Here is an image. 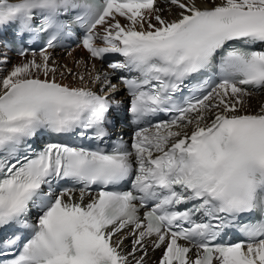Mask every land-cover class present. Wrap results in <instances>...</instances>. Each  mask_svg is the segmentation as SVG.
<instances>
[{
  "label": "snow or ice",
  "instance_id": "6c2138e0",
  "mask_svg": "<svg viewBox=\"0 0 264 264\" xmlns=\"http://www.w3.org/2000/svg\"><path fill=\"white\" fill-rule=\"evenodd\" d=\"M208 2L0 0L24 57L0 76V264H146L149 240L158 264H264V105H245L264 90V0ZM72 43L122 58L126 99L56 61Z\"/></svg>",
  "mask_w": 264,
  "mask_h": 264
},
{
  "label": "bare ground",
  "instance_id": "6f19581e",
  "mask_svg": "<svg viewBox=\"0 0 264 264\" xmlns=\"http://www.w3.org/2000/svg\"><path fill=\"white\" fill-rule=\"evenodd\" d=\"M11 1V0H10ZM200 7H209L211 6L208 0H197ZM218 2V0H217ZM159 4L161 7H165L164 0H159ZM164 16H166L168 19H172L173 15L169 14L167 10L163 13ZM121 22L123 23V18H120ZM58 53L55 56L56 61L60 65H67L68 68H72L74 72H78L81 75L88 76L89 73H91L92 76H95L96 74H107L109 79H116L117 76L121 73L116 72L113 73V70L108 66L102 65V63L98 61H93V59L89 58V55L86 53V51L82 48L74 47L68 52H62V51H56L54 54ZM29 55L28 57H30ZM3 57H7L9 61H12L13 65L19 64L24 61V57L12 55L8 53L6 49L2 47V43L0 41V59ZM13 57V58H12ZM14 57H16L14 59ZM17 60V61H16ZM12 64H0V76L6 75V73L11 69ZM6 67V68H5ZM63 68V67H62ZM63 71V69H61ZM59 78V77H58ZM65 83H73L75 84L76 81L72 78H68L64 81ZM117 83V86H122V84L119 83L118 80L114 82V84ZM120 93V92H118ZM122 95V94H120ZM245 105L248 108L249 111H259L260 106L264 105V90L257 91L254 95L250 97L245 98ZM154 239V238H153ZM126 244L128 241L125 242ZM147 249H148V255L145 258L146 263H152L155 257L159 255L160 250H153V244L151 240L147 242ZM161 255V254H160ZM159 258V257H158Z\"/></svg>",
  "mask_w": 264,
  "mask_h": 264
},
{
  "label": "rangeland",
  "instance_id": "374dc122",
  "mask_svg": "<svg viewBox=\"0 0 264 264\" xmlns=\"http://www.w3.org/2000/svg\"><path fill=\"white\" fill-rule=\"evenodd\" d=\"M28 59H31V56L28 57ZM16 61H17V60H16ZM14 62H15V61H14ZM14 62H13V63H14ZM13 63L11 62V64H12L11 67L13 66ZM104 66H108V65H104ZM5 68H6V67H5ZM61 69H63V68H61ZM6 74H7V73H6ZM159 254H161V253L159 252ZM159 256H160V255H159Z\"/></svg>",
  "mask_w": 264,
  "mask_h": 264
}]
</instances>
